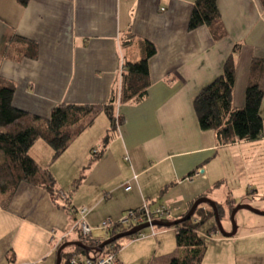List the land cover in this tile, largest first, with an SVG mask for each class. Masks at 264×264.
Here are the masks:
<instances>
[{
	"label": "crops",
	"instance_id": "crops-1",
	"mask_svg": "<svg viewBox=\"0 0 264 264\" xmlns=\"http://www.w3.org/2000/svg\"><path fill=\"white\" fill-rule=\"evenodd\" d=\"M195 1L0 0V77L16 85L13 105L41 118L58 104L108 103L123 62L141 58L140 39L156 48L147 95L118 104L123 124L100 157L93 149L102 148L109 129L108 121L96 127L103 114L57 159L49 144L35 142L30 155L69 196L60 200L68 207L27 182L7 204L0 198V264H56L59 246L77 235L71 230L82 208L92 227L144 202L169 206L167 222L200 197L220 204L222 218L241 203L264 210V131L220 144L214 130L201 128L194 108L235 48L233 106L244 107L252 62L264 61V0H218L221 38L205 25L188 29ZM30 43L37 44L36 59L24 55ZM260 115L264 121V98ZM257 218L242 213L234 236L216 237L232 242L235 253L216 245L222 254L214 252L211 264H264V220ZM155 227V234L125 243L120 264H169L182 255L176 229Z\"/></svg>",
	"mask_w": 264,
	"mask_h": 264
},
{
	"label": "trees",
	"instance_id": "trees-1",
	"mask_svg": "<svg viewBox=\"0 0 264 264\" xmlns=\"http://www.w3.org/2000/svg\"><path fill=\"white\" fill-rule=\"evenodd\" d=\"M19 1L25 6L29 0ZM204 25L209 27L215 38H221L224 35L225 29L218 0L195 1L188 29L194 30ZM30 46L32 51L34 50L33 53L27 49L24 55L36 59L37 44L30 43ZM140 49L139 60L123 62L120 83L115 87L108 103L58 104L51 110L48 118H41L16 108L13 105L15 83L0 77V198L3 204H7L12 199L21 182H27L44 187L57 205L63 208L68 207L65 203L61 204L60 200L67 203L69 196L62 200L54 177L48 171L41 170L30 155V150L35 142L41 139L53 148V158L57 159L76 137L89 128L101 114H105L109 119V129L103 138L100 152L93 153L94 156L100 157L108 143L117 134L120 125L123 124V117L117 114L118 104L140 100L148 93L151 84L149 63L156 54V48L151 42L140 39ZM235 52L236 48L226 60L222 74L194 98V108L201 128L214 130L220 144L254 140L264 131V121L260 115L264 98V61L253 60L245 105L237 109L233 106L236 77ZM194 202L183 216L190 211ZM217 206L222 218V206L220 204ZM230 208L232 212L235 206L231 205ZM196 212H199L200 216L196 217ZM214 215L211 207L206 211L201 204L190 219L171 227L159 226L176 229V242L183 250L182 255L172 258L169 264H203L209 238L201 234V228ZM128 229L131 228H115L109 237ZM75 234L77 235L71 241H64L59 246V249L64 246L61 250V264H70L74 257L78 259L92 257V253L101 255L109 247L108 245L102 252H97L94 250V247L99 245L96 238ZM131 237L134 238V236ZM79 243L88 248L80 246ZM113 246L118 254L122 247L119 240Z\"/></svg>",
	"mask_w": 264,
	"mask_h": 264
},
{
	"label": "built area",
	"instance_id": "built-area-1",
	"mask_svg": "<svg viewBox=\"0 0 264 264\" xmlns=\"http://www.w3.org/2000/svg\"><path fill=\"white\" fill-rule=\"evenodd\" d=\"M100 150V147H96L93 149V153L97 154L100 152ZM130 188L131 185L126 186V190H129ZM60 194L64 199L68 197V195L64 191H61ZM86 211V208L75 211L79 213L80 218L77 219L72 226L71 232H75L83 236H93L94 230L98 229L103 230L107 234V237H109V235L115 228H133L147 222L151 223L154 220H162L165 215L171 213V209L167 205H160L152 208L147 202H144V204L140 208L127 210L119 219H107L102 221L99 226L92 227L87 223L84 217ZM152 234H155L154 228L152 230ZM146 236H148V234L142 230L138 232L134 236V238H145ZM104 240L105 239L102 238H96L98 244H100ZM113 245L114 243L110 244L108 249L101 255L95 254L92 257H84L82 259L74 257L73 259H71L70 264H120L118 255L114 251Z\"/></svg>",
	"mask_w": 264,
	"mask_h": 264
},
{
	"label": "rangeland",
	"instance_id": "rangeland-1",
	"mask_svg": "<svg viewBox=\"0 0 264 264\" xmlns=\"http://www.w3.org/2000/svg\"><path fill=\"white\" fill-rule=\"evenodd\" d=\"M108 121L109 123V119L108 117L103 114L101 116V120H99L98 122V125L96 127H101V125L105 124L106 122ZM207 205L206 203L205 204H202V206H205ZM251 205V204H250ZM160 206V205H159ZM252 206V205H251ZM157 207V206H156ZM253 208H255L254 206H252ZM155 208V207H154ZM257 209V208H255ZM258 210V209H257ZM240 214H236L235 216V222H236V227H237V230L240 226V222H241V215L242 213H245V214H248V215H253L254 219H255V215H258V220L261 221V220H264V215H260V214H251L253 213L252 211H250L249 209H240ZM264 211V210H262ZM230 214H226L223 218H221V223L223 225V228L225 231L227 232H231L233 230V224H232V221H231V218H230ZM195 216H200L199 212H196ZM173 218V215L172 213L170 214H167L163 217V221H167V220H170ZM198 221V219H197ZM250 225L252 224H256V222L254 221V223H252L250 220H249V223ZM153 228H156V227H147L145 229H143V231L145 233H148L150 231L153 230ZM216 229V231H214V229ZM202 232L209 238V244H208V249H207V252L205 255L206 258L204 260V263L203 264H211L212 260L213 259H217L215 256L213 257V253L215 252L216 254H222V252L220 251V247L219 248H216L217 246H225V245H228V247H226L227 249L229 250H232L233 253H235L234 249H235V246L232 242H220V241H215V238L216 237H226L219 229V226H218V223L216 221V217L215 215L211 218H209L202 226ZM213 229V230H212ZM212 233V234H211ZM93 238H102V239H107V234L103 231V230H96L93 232ZM132 237L131 236H127V237H123L121 239H119V243L121 244V248H123V246L125 245V243L128 241V240H131ZM217 245V246H216ZM120 248V249H121ZM232 251H226L227 252V256L230 257L231 259H233L232 257ZM120 252V250L118 251V253ZM225 254V252H224ZM234 261V260H233ZM234 263V262H233Z\"/></svg>",
	"mask_w": 264,
	"mask_h": 264
},
{
	"label": "water",
	"instance_id": "water-1",
	"mask_svg": "<svg viewBox=\"0 0 264 264\" xmlns=\"http://www.w3.org/2000/svg\"><path fill=\"white\" fill-rule=\"evenodd\" d=\"M204 203L209 204L211 206V208L214 210V214H215L216 221L218 223L219 229L225 236H234L235 235V233L237 231L236 222H235V216H236V213L240 209H249L250 211H252L254 213H257V214H260V215H264V211L259 210V209L257 210L255 208H253L250 204H247V203L238 204L233 209V211L231 212V215H230V218H231V221H232V224H233V230L231 232H227V231L224 230L223 225L221 223V217H220V214H219V209H218V206L215 203V201H213L212 199H210L208 197H200L194 202L192 208L190 209V211L185 216H183V217H181V218H179L177 220L169 221V222L163 221V220H154L151 223L147 222V223L138 225L136 227H133L131 229H128V230L123 231V232H120V233H118V234H116V235H114L112 237L107 238L106 240L101 242L98 246H95L94 250H96L98 252H102L103 249L106 246L115 243L116 241H118L119 239H121L123 237L134 236L138 232L142 231L143 229H145L147 227H151V226L171 227L173 225H178V224L190 219L194 215V212H195L196 208L199 205L204 204ZM79 245L84 247V248H86V249L88 248L87 246H85V245H83L81 243H79ZM63 247L64 246H62L58 250V258H57V263L56 264H61V250H62Z\"/></svg>",
	"mask_w": 264,
	"mask_h": 264
}]
</instances>
